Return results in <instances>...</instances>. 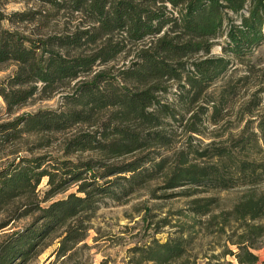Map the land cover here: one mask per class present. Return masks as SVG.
I'll return each mask as SVG.
<instances>
[{
	"label": "trees",
	"instance_id": "16d2710c",
	"mask_svg": "<svg viewBox=\"0 0 264 264\" xmlns=\"http://www.w3.org/2000/svg\"><path fill=\"white\" fill-rule=\"evenodd\" d=\"M251 3L249 16L241 12ZM72 9H80L94 17L99 24L96 34L83 32L70 37L56 39L60 48H80L88 43L102 40L100 33L124 31L129 38L138 41L148 36L158 35L166 26L173 33L157 40L154 47L139 55V69L122 73L130 85H120L106 72H101L89 82L76 86L68 97L63 111L44 110L19 119L14 124L0 126V134L14 130L18 133H59L76 125H89L99 129L92 134H81L69 142L67 150L91 151L100 156L101 161L85 163L54 158V165L45 158H21L12 168L0 171V211L15 201L23 202L13 209L14 219L34 217L33 223L22 232L5 236L0 243V264H14L16 260H28L29 254L38 244L53 233L65 229L62 245L81 240L85 227L80 225L83 216L93 214L103 202V198L129 196L147 181L154 179L159 172L167 170V186H197L207 190L229 191L244 188L245 193L229 209L213 213V199H195L192 210L200 216L209 217V225L217 222L220 231L232 223L238 224L240 234L231 242L235 251L227 250L224 257L233 258L236 264H258L254 254L258 242L264 236V190L256 187L264 183V159H248L242 153L258 152L260 145L256 137L239 140L230 147H217L195 153L194 161L181 153L176 164L167 165L166 158L156 161L157 151L170 146L173 137L166 127L167 120L179 122L191 107L198 103L209 87L227 68L228 62L205 60L185 64L182 58L197 54H209L210 41L221 37L227 14L240 15V25L229 24L224 36L228 38L225 52L238 56L249 53L252 48L264 44V0H167L178 15L173 17L139 8L131 0H63ZM179 8V9H178ZM2 17H0L1 23ZM229 22V20H228ZM119 44L103 43L99 49L88 56H70L47 51L37 54L34 44L25 45L17 33L0 28V64L15 62L19 65L15 76L9 79V87L30 89H2L0 96L9 108L26 103L38 90L40 93L54 94L65 81H73L82 74L89 73L97 61H105L116 51ZM185 74V75H183ZM185 81L181 93L176 95L178 109L162 102L154 91L168 88L154 86V82ZM183 81V82H184ZM148 88L141 89L143 85ZM179 87V86H178ZM211 102V101H208ZM214 109V107H213ZM206 108L200 107L191 114L193 123H186L188 132L196 133L197 123L206 115ZM109 118L100 123L104 113ZM215 113V112H214ZM263 127L261 126V129ZM264 135V134H263ZM10 135H7V138ZM153 149L141 159L125 163L107 164L103 161L117 160L136 152ZM207 159V165L200 166L199 159ZM149 165V166H147ZM115 180H105L116 176ZM124 175V176H122ZM127 175V176H126ZM43 178L47 179L49 189L42 200L37 199L35 191ZM100 180H105L100 183ZM80 182L79 193L83 197L69 194L66 198L51 202L50 199L61 192L64 186ZM22 199L24 201H22ZM50 203L42 206V203ZM218 208L217 206L214 209ZM88 218V217H87ZM74 221L75 225L70 223ZM186 241L169 239L155 242L153 247L142 251L141 256L154 264H170L186 254ZM63 246L58 250L61 254ZM206 264H220L208 262ZM232 264V263H228Z\"/></svg>",
	"mask_w": 264,
	"mask_h": 264
},
{
	"label": "rangeland",
	"instance_id": "374dc122",
	"mask_svg": "<svg viewBox=\"0 0 264 264\" xmlns=\"http://www.w3.org/2000/svg\"><path fill=\"white\" fill-rule=\"evenodd\" d=\"M126 1V0H125ZM139 8L163 13L176 17L175 9L167 0H131ZM179 9V8H178ZM251 3L248 1L241 15L249 16ZM0 28L17 33L25 45H36L37 54L47 51L69 54L70 56H88L93 54L103 43L119 44L116 51L109 55L104 62L97 61L96 66L87 73L80 75L73 81H65L51 96L40 93L41 84L36 85L37 92L23 105L9 108L3 97L0 96V126L14 124L19 119L34 115L44 110L63 111L68 97H71L76 86L89 82L99 73L106 72L116 79L120 85H130L124 81L122 73L139 69V55L155 46L160 37L169 38L178 35L173 33L171 26L163 28L158 35L148 36L138 41L131 40L124 31H113L107 34L100 33L102 40L98 43H88L82 47L65 49L56 46L57 38L70 37L79 33H99V24L94 17L72 9L68 2L63 0H0ZM240 15L227 14L223 33H226L230 23L240 25ZM229 20V22H228ZM224 34L209 43L213 46L209 54H197L182 58L185 64L199 63L205 60L222 59L228 62L226 70L209 83V87L198 103L191 107L196 113L200 107L206 108V115L201 116V123H197L196 133L188 132L186 123L191 121V112L183 114L179 122L167 120L170 126L166 127L173 137L170 146L154 149L160 157L166 158L168 166H174L181 156L186 155L189 161H194L195 153L217 147H230L240 139L256 137L260 145L258 152H244L242 157L254 160L264 159V44L254 47L245 55L238 56L233 52H225L228 38ZM19 65L9 61L0 64V91L9 89V79L15 76ZM185 75V74H183ZM184 81V80H183ZM154 82L160 88L154 95L160 97L163 103L178 109L176 95L181 93V85L185 81ZM34 84L10 89H30ZM145 84L141 89L148 88ZM179 86V87H178ZM211 101V102H208ZM214 107V109H213ZM215 112V113H214ZM109 112L104 113L100 123L109 118ZM99 129L96 125H76L63 132L57 133H18L14 130L0 134V171L12 168L21 158H45L54 165V158L78 163L101 161L95 152L67 150L69 142L81 134H92ZM7 135H10L7 138ZM153 149L136 152L117 160L103 161V163H125L141 159ZM200 166L207 165V159L196 162ZM149 166V165H147ZM124 176V175H122ZM127 176V175H126ZM116 176L105 180H115ZM167 170L159 172L157 176L137 188L129 196L116 198L105 197L99 209L93 214L83 216L80 225L85 229L81 240L70 242L63 246V237L66 228L60 229L38 244L29 254L28 260H16L14 264H154L147 261L142 251L153 247L155 242L163 243L169 239L185 240L186 254L170 264H206L219 262L220 264H236L233 258L226 256L227 250L235 251L231 242L236 241L240 230L238 224L232 223L220 231L216 222L209 225L208 216H200L193 212L192 201L195 199H213V213L227 210L245 193L244 188L229 191L207 190L197 186H167ZM105 180H100L104 183ZM80 182H69L64 189L53 196L50 201L66 198L69 194L83 197L78 188ZM49 189L47 179L43 178L38 185L35 195L37 199L44 198ZM257 191L264 190V183L256 187ZM22 201H24L22 199ZM50 201L42 203L46 206ZM15 201L0 211V243L5 236L22 232L33 223L34 217L14 219L11 216L13 209L20 206ZM217 206L218 208L214 209ZM88 217V218H87ZM71 225H75L72 221ZM258 249L254 250L259 258L258 264H264V236L258 242ZM61 249L63 254L58 252Z\"/></svg>",
	"mask_w": 264,
	"mask_h": 264
}]
</instances>
